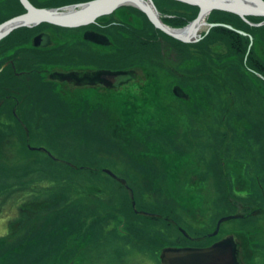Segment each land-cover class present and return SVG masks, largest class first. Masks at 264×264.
Masks as SVG:
<instances>
[{
  "label": "rangeland",
  "instance_id": "obj_1",
  "mask_svg": "<svg viewBox=\"0 0 264 264\" xmlns=\"http://www.w3.org/2000/svg\"><path fill=\"white\" fill-rule=\"evenodd\" d=\"M143 2L151 3L156 8L153 0ZM128 6L141 10L134 5ZM156 10L158 11L157 8ZM157 15L161 16L159 11ZM146 17L148 18L147 15ZM127 21L129 25H139V22H142L140 16L134 13L128 15ZM207 28L205 23L194 37ZM257 47L260 49L259 53L264 56V43H258ZM174 50L173 46L167 47L164 54L168 58ZM173 55L171 60L176 64L175 54ZM151 57L154 56L151 54ZM155 68L157 80L160 81L156 96L160 100L153 106H145V114L147 112L151 115H144L146 121L141 120V116L129 113L127 109L133 108L131 106H124L126 113L119 111L123 106H89L86 102L88 100L105 101L108 97L99 96L94 92H87V100H81L80 104L71 101L70 105H52L40 96L42 87L39 80L33 74L28 78L24 72L26 69H17L16 75L25 77L24 85H15L20 100H23L19 118L30 127L31 134L29 136L28 129L21 124L26 133L23 138L21 132L16 130L14 121H6L14 126L15 134L8 137L5 144L2 142L1 150L4 156L0 161V184L8 180V170L15 169L16 173H20V170L28 165L36 170L32 177L35 185L29 184L25 188L16 185L0 192L1 198L3 195L7 196L3 206L0 205V244H8L12 249L15 246L22 248L28 242L26 236L23 243V235L29 232V229L36 231L40 224L52 221V215H55L53 212L36 210L42 207L40 204L47 200L46 197L54 201L58 194L54 192L49 196L50 193L48 194L44 187L64 191V196L58 198L59 201L64 200L63 210L68 204L71 207L81 205L85 212L79 213V216L73 214L74 228L78 227V231L73 230L76 235L70 232V236H79L80 239V248L73 259L60 257V253L65 249L64 243L58 246L57 253L49 252V249L38 250V246L28 243L30 246L24 248L26 254L28 253L26 256L19 257L14 253L5 261L0 260V264H161V250L171 247L165 245L170 244L177 235L172 232V222L166 224L165 219L157 217L160 212L162 215V212L164 214L169 211L176 222L187 231L188 223L202 232L212 231L218 218L226 215L222 218L216 235L227 230H237L243 235L245 233L254 241V264H264V145H260L256 140L252 141L251 137L249 140V136L244 135V127L249 123L240 116L238 102L228 99L227 96L231 93L217 92L220 99H224L221 102L219 97L215 99L206 89L199 90L195 95L178 90L183 96L194 99L191 102L192 109L187 108L186 104H182V108L171 89L174 81L169 77L161 78L162 69L158 68V65ZM260 76L264 78L261 74ZM261 93L264 96V90H261ZM2 94L0 90V96ZM205 98L202 104L200 99ZM14 99L16 98L11 95L0 99V105H4L5 111L1 112V115L7 114ZM255 104L258 109L264 108L263 99L257 96L253 105ZM253 105L248 103L243 106L253 113L257 110ZM113 107L119 109L114 111ZM5 119L8 120L7 117ZM119 120L133 126L136 124L137 129H140L141 124L145 125L148 141L146 145L151 150L158 146V142H161L168 132H174V135L185 141L186 149L183 150H188L191 154L173 153L169 160V163L173 161L171 171L154 170L153 166L149 167L152 160L141 158L140 161L137 156H129L131 152H140L138 149L134 151L128 148L139 147L138 136L133 132V128L130 129V135L124 132ZM166 120L171 121L169 129L168 125H165L168 123ZM190 131L191 135L196 132L191 142L194 143L198 138L201 148H204L202 151L196 147L188 148L191 146L188 143ZM256 133L260 136L261 131ZM44 154L51 156L54 163L47 162ZM50 171L51 174L47 173ZM89 171H95L96 175L89 176L86 173ZM53 173L60 175V178L55 177ZM29 176L23 178L30 181ZM115 178H122L124 182ZM38 191L43 193H37ZM195 196H200L201 202L198 205L196 201L198 206L191 209L187 201L194 200ZM167 199L171 202L166 201ZM51 203L57 205V202ZM236 203L239 206H236ZM243 203L248 206L241 208ZM251 208L258 210L252 211ZM142 209L145 213L141 215ZM34 210L35 214L32 212ZM22 211L28 214L29 221L16 231L18 228L16 229L15 223L22 224L19 220ZM153 214L156 223L147 221ZM228 214L231 215L227 216ZM192 215L196 216V219H191ZM12 231L16 232L7 238L8 233ZM157 235L161 236L160 241ZM82 239L86 241L81 242ZM239 240L244 241L243 238ZM188 242L190 241L185 242V239L178 241L180 244Z\"/></svg>",
  "mask_w": 264,
  "mask_h": 264
},
{
  "label": "flooded vegetation",
  "instance_id": "obj_2",
  "mask_svg": "<svg viewBox=\"0 0 264 264\" xmlns=\"http://www.w3.org/2000/svg\"><path fill=\"white\" fill-rule=\"evenodd\" d=\"M5 1L6 0H0V17H2L5 14V10L1 6ZM29 1L35 7L38 8H43V9L57 8L58 10L61 11H67L68 6L70 5H74L75 9H79L80 8V6H78L79 4H83L91 0H68L67 2H64L60 5H53V3L60 2L61 0H29ZM123 6H127V5H122L116 8L113 12L109 14L101 15L97 17L93 22L81 26H63L49 22H39L35 25L21 26L12 29L9 33H7L5 36L1 38L3 39L10 35L12 41V47L8 51L9 57L0 64V71L3 68L9 66L11 69H13L14 73L16 74L19 66L22 67V63L28 64L29 66H27L26 71H24L27 77L31 78V74H33L37 78V80H39L40 85L42 87L40 90V94H41L40 96H42V99L48 100L52 105L55 106L70 105L71 101L74 104H80L81 100L86 99L85 96L87 95V92H94L99 96H106V97L108 96V97L105 101L88 100L86 102L89 104V106H99V105H105V107L142 106L141 108L142 114L138 115V117L141 116L142 117L141 120H143L145 119L146 114H148V116H151L147 112L145 114V106L146 105L153 106L156 104L157 100L159 99L156 96L160 84L159 83L160 81L158 82L157 80V76H158L157 71L155 70L156 69L155 67L157 65H151V66L150 65L149 66L119 65L124 63V59L118 58L120 56L118 52L111 54L110 51L112 48L116 47L115 42L117 41L116 39L118 37L123 41L127 37L126 34L122 33V28L120 25L121 22L122 23L128 22L127 20L129 13L123 9L119 10V8ZM253 16H257V15H253ZM242 18L246 20V16ZM7 19H4L0 22H3ZM249 23L252 25H262L264 24V17L263 20L260 22L255 23L249 21ZM223 26L234 29L239 33H241V30L235 29L229 24H225ZM22 27H26V28L20 30V28ZM119 28L121 29V33L120 30H118ZM115 29L118 30V34L116 33H113L114 35L108 34V31L110 30L114 31ZM209 29L210 28H207L199 36H196L195 37L196 40L194 41H182V40L180 41L186 43L198 42L208 33ZM243 34L246 35V32H244ZM18 42L20 44H17ZM253 44H254V39L252 36H250L249 46ZM190 53L191 50L189 51V55ZM173 54H175V58L177 60L176 64L175 62H173V60H171ZM31 55L37 56V60L31 59ZM111 55H115V56L110 57ZM4 56H5L4 54H2V56L0 55V59H3ZM165 56L163 61L164 63L169 62V64H165L164 66L158 65V68L160 67L162 69L163 75H161L162 76L161 78L166 79L167 77H169L171 81H174L173 83L174 85L171 84L173 85L171 86V89L173 91V94L176 96V99L180 101V107L183 108L184 106L182 104H186L187 108L192 109L191 102L194 99L187 97V95L183 96L182 93H180V91L183 90L185 94L191 92L194 93L195 95V93L198 91L194 92V90H198L199 88L205 89L204 87L209 86V84L206 83L193 84L192 82L185 81L184 80L185 77H189L192 71L191 61L187 59L186 62L185 61L181 62L182 60L180 61V59H178L175 50L173 53L171 52L168 58ZM155 58L156 60L153 59V62L155 61L154 64L157 62V60L159 61V59H157L158 57ZM151 80H154V85L152 87L150 83H152L153 81ZM219 85L222 86L223 84L216 83V85L214 86H219ZM195 100L198 101V99ZM200 100H201L200 102L203 104V100H206V98ZM38 101L41 100L38 99ZM13 104L15 105L23 104V100L14 99ZM122 109L121 111L123 113H126V108L123 110ZM127 110L129 113H134L135 110L138 111V109L135 108H128ZM167 116L170 117L169 114ZM188 116L191 117L190 115ZM169 119L171 120V118ZM166 121H168V123L166 122L165 125H168V129H169V127H171L169 126L170 125L169 122L171 121L169 120ZM134 125L136 126V124ZM135 126L126 122L122 124V130H124V132L130 135L132 133L130 129L133 128V132H135V134L138 136L137 140L139 144L137 145L139 147L136 148L133 146H129L128 148L134 151H136L135 149H138V151L140 152L138 154L131 152V154L128 155L131 157L137 156V159H139L140 161L142 160L141 158H146L149 161L152 160V164L149 165V167L153 166L154 170L157 169L160 171V170L168 169L171 171L173 169L172 166L173 161L169 163V160L171 158V154L173 153H175L176 155L177 154L183 155L185 152L191 154L190 151L183 150V148L186 149L185 147L186 145L184 144L185 141H182L180 139V136L174 135V132H168V135L164 136V139L161 140V142L157 141L158 146L151 150L146 145L148 143V141L146 140L147 135L145 133L146 126L141 124L140 129H137ZM172 133L173 135H171ZM190 133H192V131H190L189 134ZM195 133L196 132H194L192 135L190 134L189 136L190 138L188 137L189 138L188 143L191 144V146H189L188 148L196 147L198 150L202 151L203 147L201 148L202 145L200 144L198 138L197 141L194 140V143L191 142L193 140L192 137L194 136ZM197 136L199 137V135ZM175 158L179 160L178 156H176ZM185 159L187 160V157ZM163 160H165V162ZM179 162H181V160H179ZM185 162L187 163L188 161ZM115 179L124 182V179L122 178L120 179L115 178ZM194 198H195L194 200L187 201V203L189 202L188 204L191 209L192 207H195L196 209V207L199 205V202H201L200 196H195ZM196 201L198 205H196ZM237 204L238 203H236V206H239ZM243 205L244 203L241 204V206ZM247 206L248 205L246 206L244 205L241 208H246ZM251 209H253L252 211L258 210V208H251ZM140 213L144 214L145 212L141 211ZM171 213H172L171 211L166 212L164 214L162 212L161 215L160 212V214L157 215V217L159 216L165 219L166 224H168V222L170 223L172 222L171 225L174 228L172 232L177 234L174 237V239L170 241V244L165 246H171V247L190 246V247L202 248V247H208L216 242L223 241L224 244L227 243L231 245L232 247L231 253L235 264H254L253 258L255 257L256 254V249L254 248V241H252L250 237L248 238L245 235V233L243 235V233H238L239 231L237 232V230H227V231H223V233L221 234H218V236L216 235L219 231L220 224L223 221L222 218H224L226 215L218 218L214 230L208 232H202V230L195 228L194 226H192V224L189 223H188L189 227L187 228L188 231L185 230V228L183 229L182 226H180L176 222L174 216H172ZM146 214H150V212H146ZM230 215L231 214H228L227 216ZM153 216L155 215L153 214ZM192 216L193 218L191 219H196V216L195 217L194 215ZM236 216H241V215L236 214ZM213 236L216 238H213ZM156 237L160 241L161 236L157 235ZM210 238L212 240L209 241L208 239ZM240 238H243L244 241L239 240ZM180 239H185V242L187 241L190 242H188L187 244H180L178 243Z\"/></svg>",
  "mask_w": 264,
  "mask_h": 264
},
{
  "label": "trees",
  "instance_id": "obj_3",
  "mask_svg": "<svg viewBox=\"0 0 264 264\" xmlns=\"http://www.w3.org/2000/svg\"><path fill=\"white\" fill-rule=\"evenodd\" d=\"M67 1L68 0H61L60 2L53 3V5H60ZM153 2L161 15V19L163 20V22L171 27L185 26L189 21L196 17L199 10L198 6L196 5L188 4L178 0H153ZM1 6L5 10V14L0 17V21L7 19L15 14L24 12L25 10L19 0H6ZM120 9L127 11L129 14L134 13L139 15L142 22L141 24L139 22V25L133 24L134 26L129 25L128 23H120L122 33L126 34L127 37L126 39H124V41L118 37L116 39L117 41L115 42L116 47L110 50L111 54L118 52L120 55L118 58L124 59V63L119 65L162 66V63H164L162 60H164L165 56L164 51L166 53L167 47L170 48V46H173L176 51V56L178 57V59H180V61L182 60L181 62H186L187 59L191 61V74H188L189 77H185L184 80L187 82H192L193 84H209V86L204 88L208 92H210L211 96L215 97V99L216 97H219V94H217V92L220 93L222 91H227L228 93H231V95L229 94V96H227L228 99L235 100L238 102V104L240 105V107H238V110L240 111V116L247 119L249 123L244 127V135L246 137L249 136V140L251 137L252 141L256 140L257 142H259L260 145H264V108L260 107V109H258L256 104L253 105L255 103L256 96L257 98H261L264 101V96L261 95V90H264V78L260 76V74L264 76V56L259 53L260 49L257 47L258 43H264V24L252 25L249 23V21L255 23L260 22L263 20V16L249 15L246 16L245 20L239 15L232 12L224 10H212L205 17L207 22H220L229 24L235 29L246 32V35L243 33H239L238 31L228 28L226 26L216 25L210 27L208 33L200 41L194 43H186L175 39L169 36L168 34L164 33L162 30L156 28L141 10L128 5L119 8V10ZM25 28L26 27H22L20 28V30ZM118 30H120L121 33V29L119 28ZM118 30H110L108 31V34H118ZM250 36H252L254 39V44L251 46H249ZM17 44L20 43L18 42ZM11 47L12 41L10 35L0 40V55H5L3 59H0V64L9 57L8 51L11 49ZM141 48L142 50H140ZM190 50L191 53L189 55ZM151 54L154 57H151ZM114 56L115 55H111L110 57ZM155 57H158L159 61L157 60V62L154 64L153 59ZM31 59L37 60V56L31 55ZM165 64L168 63L166 62ZM27 66L29 65L26 63H22V67L19 66L18 69H26ZM23 78L25 77H18L14 73L13 69H11L9 66L3 68L0 71V90H2L3 93L0 96V99H6V97H10L11 95L14 96L16 99L20 100L17 94V87L15 85H17L18 87L19 85H24L25 80ZM151 81H153L152 83H150L152 87L154 85V80ZM216 83H221L223 85L214 86L216 85ZM199 90L201 89L199 88L198 90H194V92ZM218 100L221 101L224 99H220L219 97ZM13 102L14 101H12V103L9 105L11 106V108H8L7 114L1 115V112L5 113V111L3 109L4 105H0V161L2 160L1 157L4 156L1 150L2 142L3 144H5V142L8 140V137H11V135L14 136L15 134L13 133L14 126H12V124L10 123H7L6 121L13 120L16 126V130H19L21 132L23 138L26 136V133L22 125H25V127L28 129L29 136L31 134L30 127L22 118H19L20 110L22 109L23 105H15L13 104ZM248 103L253 106H256L255 108H257V110L253 112L254 115H251L253 113L243 106ZM131 107L138 109V111H134V115L142 114V106ZM113 108L114 111H116L117 108L119 109V107ZM122 108L125 109L124 106ZM13 109L15 110V113H13ZM119 111L121 112V109ZM118 116L121 117V114H119ZM5 117H7L8 120H6ZM119 121L122 124L124 123L123 120ZM258 131H261L260 136L258 133H256ZM17 135H19L18 132ZM44 155L47 158V162L49 161L51 163H54L53 158L51 156L47 154ZM8 171H10L8 180L0 184V192L3 189H8L16 185L24 188L29 186V184L35 185L33 184L34 180L32 177L34 174H36V170L31 168L30 166H24L20 170V173H16L15 169ZM47 173L51 174L52 172L50 171ZM86 173L89 176L96 175L95 171H89ZM27 176L30 177V181L25 180L28 178H23ZM54 176L60 178V175L55 174ZM44 188L46 189L45 191H48V194L50 193L49 196H51V194L54 192L58 194L56 195L54 201H51L49 197H46L47 200L45 202L43 201L40 204V206L42 205V207H44L43 210H41L42 207L36 210H48L50 212H53L55 215H52V221H49L45 224H40V227L38 229L36 228V231H31V229H29V232L23 235L25 237L23 243L26 241V236L28 242H26L22 248H18L15 246L16 248L14 247L12 249L10 248L11 246L8 244L5 246L3 244H0L1 261H5L9 255H14V253L18 254L16 256L19 257L26 256L28 253L26 254L24 248L26 249L30 246L28 243H32L34 244V246H38V250L49 249V252L52 251L55 253H57L59 250L58 246L61 243H64L63 245L65 246V249H63L60 253V257L73 259V257L76 256L77 250L80 248V239L78 238L79 236L76 238H73L74 236H70V232L75 234L73 230L77 229L78 231V227L74 228L75 217L73 214L79 216V213L85 212L83 210L84 208L81 207V205H74V207H71L68 204L67 208L63 210V208L65 207L63 202L64 200L59 201L58 198L64 196V193L62 194V192L64 191L59 189H57L58 191L55 189L51 190L46 187ZM131 188L133 187L131 186ZM37 193L41 194L43 193V191H38ZM1 195L2 194H0V198ZM6 198L7 196L3 195L0 199V205L2 204L1 207L6 202ZM166 201L169 202V200ZM51 202H57V205H51ZM142 210L144 211V209ZM1 211L2 210H0V212ZM37 211L36 213H38ZM32 212L34 213L35 210ZM133 214H136V212H133ZM27 215L28 214L22 211L19 217V220H21L22 224L18 225L17 222L15 223L17 224L16 229L18 228V230L16 231H19V229L23 225H25L27 221H29V219H27ZM136 215L140 214L137 213ZM155 220L156 219L154 218V216H151L147 221L156 223ZM15 232H9L7 238L11 237ZM85 241V239H82L81 242Z\"/></svg>",
  "mask_w": 264,
  "mask_h": 264
},
{
  "label": "water",
  "instance_id": "obj_4",
  "mask_svg": "<svg viewBox=\"0 0 264 264\" xmlns=\"http://www.w3.org/2000/svg\"><path fill=\"white\" fill-rule=\"evenodd\" d=\"M91 0L79 4V9L74 5L68 6L67 11L57 8L43 9L35 7L29 0H20L25 12L11 17L0 23V39L12 29L21 26H31L39 22H49L63 26H80L93 22L97 17L109 14L122 5H134L146 13L153 25L166 34L182 41H194L193 37H180L174 30L187 26L193 28L197 22L212 10H224L238 14L241 17L257 15L264 17V0H179L199 7L197 16L186 26L173 28L162 22L156 13L150 12L142 3L143 0ZM21 21V22H17ZM210 28L213 24L205 22ZM220 24V23H216ZM241 33H244L241 31ZM231 245L223 241L216 242L208 247H165L161 250V264H235L231 253Z\"/></svg>",
  "mask_w": 264,
  "mask_h": 264
},
{
  "label": "bare ground",
  "instance_id": "obj_5",
  "mask_svg": "<svg viewBox=\"0 0 264 264\" xmlns=\"http://www.w3.org/2000/svg\"><path fill=\"white\" fill-rule=\"evenodd\" d=\"M20 1V0H19ZM130 3H134V1H132V0H130L129 1ZM21 3V2H20ZM142 3L146 6V8H148V10L150 11V12H153V13H156V11H155V8H154V6L151 4V3H146V2H143L142 1ZM21 5H22V3H21ZM23 6V5H22ZM24 7V6H23ZM199 8V7H198ZM25 9V8H24ZM199 11V10H198ZM211 12V11H210ZM20 14V13H19ZM198 14V13H197ZM209 14V13H208ZM207 14V15H208ZM16 15H18V14H15V15H13L12 17H14V16H16ZM207 15H205L204 17H202L198 22H197V24L193 27V28H191L190 26H187V27H185V28H183V29H178V30H174V32L178 35V36H180V37H184V36H188V37H193L198 31H199V29H201L204 25H205V22H204V20L206 21V19H205V17L207 16ZM197 16V15H196ZM11 18V17H10ZM17 22H21V21H17ZM207 22V21H206ZM0 23H2V22H0ZM207 23H209V24H213L212 26H218V25H225V24H223V23H220V24H216V22H214V23H212V22H207ZM81 26V25H80ZM211 26V27H212ZM176 28H181V27H176ZM251 115H254V114H251ZM127 125H129V124H127ZM263 153H264V150H263ZM190 247V246H189ZM254 259V258H253Z\"/></svg>",
  "mask_w": 264,
  "mask_h": 264
}]
</instances>
